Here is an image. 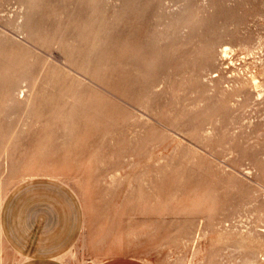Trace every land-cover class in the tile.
<instances>
[{
	"label": "rangeland",
	"instance_id": "rangeland-1",
	"mask_svg": "<svg viewBox=\"0 0 264 264\" xmlns=\"http://www.w3.org/2000/svg\"><path fill=\"white\" fill-rule=\"evenodd\" d=\"M23 1L0 0V199L28 163L66 167L83 207L126 204L117 255L220 264L239 250L264 264V95L233 97L264 64V0H165L166 12L188 3L184 33L166 35L159 0H31L34 34ZM24 78L37 83L35 112L5 156L23 106L7 108L4 87Z\"/></svg>",
	"mask_w": 264,
	"mask_h": 264
},
{
	"label": "crops",
	"instance_id": "crops-1",
	"mask_svg": "<svg viewBox=\"0 0 264 264\" xmlns=\"http://www.w3.org/2000/svg\"><path fill=\"white\" fill-rule=\"evenodd\" d=\"M58 179L33 178L8 193L0 213V228L15 264H91L89 254L86 260L81 259V239L86 231L89 235L82 201L67 184L74 183ZM98 264L149 263L120 254Z\"/></svg>",
	"mask_w": 264,
	"mask_h": 264
},
{
	"label": "bare ground",
	"instance_id": "bare-ground-1",
	"mask_svg": "<svg viewBox=\"0 0 264 264\" xmlns=\"http://www.w3.org/2000/svg\"><path fill=\"white\" fill-rule=\"evenodd\" d=\"M96 1L99 3H107L110 0H96ZM137 1L143 2L142 0H136L135 2ZM30 2L31 0L23 1L24 4H27L26 14L28 17L25 21L24 27L29 31L30 34H34L35 31H34V27L32 23L33 21L32 11L30 10V7L28 6ZM159 3L161 4L163 11L166 12L165 9H168V7L165 5V0H159ZM167 12L166 14L168 15L169 13L168 18L170 21H168L167 25L165 26L164 30L161 31V33H164L165 35L168 34L169 32L184 33L185 28L188 27V3L186 1L182 3L180 10L177 12H168V13ZM96 19L99 20V16H96ZM246 48L249 51L252 50L251 45H246ZM232 51H233V48L230 45L223 46L222 52L225 57L229 56ZM253 68L254 69H252L251 76L249 78H247L246 80H240L238 82V86L233 94V97L240 95L242 92H249L250 87H253L255 90H257L259 96L264 95V64H262L260 67L257 64H255ZM36 88H37V83H34L33 85L27 80V78L17 79L15 81L9 82L7 86L4 87L5 89L4 92L6 95L5 98L7 101V108L14 110L16 109L15 107L17 106V104L23 106V109L21 110L19 122H14L8 127V139L4 146V151L1 152L5 156H8L10 154L11 148L13 144L16 143L17 137L21 136L24 132L28 131L31 126V117L34 114L33 111L35 112L34 108L32 107V102L35 100V97H36ZM250 95L251 94L249 92V96ZM249 98L250 97H247V100ZM231 100H234V98ZM243 104L244 103H241V105ZM90 107H91V111H90L91 113H93V111L97 109V106L95 104L91 105ZM70 127L71 126L67 124L65 126V129L67 131H70ZM204 132L206 131L204 130ZM77 172H79V170H77ZM75 174H76V171H75ZM18 175L19 176L17 179L16 178H13V180L11 179L10 186L5 192L2 193V196L0 199V213H1L2 206L4 204V201L8 193L16 184H18L19 182L27 181L29 179L37 178L39 176L41 177L51 176V177L63 179L66 182L74 183V186H78L77 187V190H79L78 192L81 191L80 190L81 188H79V185L81 183H80V179L78 178L79 177L78 173H77V176H75L73 173L69 172V170L66 169V167L44 168L40 166V162L37 163L36 161L34 163L31 162V163H28V165H25ZM87 181H89V179H87ZM88 199H90L89 194H88ZM83 202H85V200ZM125 205H123L121 202L119 204L116 203L115 206L109 211V215H105L104 213L98 214L95 207L92 208L90 207V205H84L85 214H86L85 228L87 229L88 223L91 222V227H90L91 231H90L89 237L86 234L87 232L86 231L83 234L82 239H81V249H82L81 259L82 260H86L89 254V257L91 258V264H98L101 261L111 256H116L117 254L120 253L119 249L122 246V240H123V236H122L123 228L121 226V221H122L123 215L125 216V213L127 210L124 207ZM198 205L199 204L196 202L193 205L188 206V208L190 209L189 211H191L195 207H198ZM209 233L210 232L207 231L206 229L203 230L201 226L199 227L197 231L198 236L196 237H198V239H200L201 237H207ZM129 234L131 235V237L132 236L136 237V239H139V237H142L143 235L145 237V233H143L142 231H139L137 233L130 232ZM213 234H216V233H213ZM227 237H230L229 234ZM86 238H89L90 240V243L88 244L89 240L87 239V245H86ZM210 239H211V243L214 245L220 242L219 234L213 235V237ZM0 241H1L0 242L1 246L10 250L6 240L4 239L2 235L1 228H0ZM88 246L90 247V250ZM1 251L2 249H0V254H1ZM240 254L241 252L239 250L223 251L221 254L220 261L218 263L223 264L224 261L226 262L228 261L230 262V264H253L254 263L252 260L250 261V259L248 260L240 259V256H239ZM258 254L261 259H264L263 258L264 250H262ZM5 260H6L5 257L3 255L2 256L0 255V264H3ZM210 262L208 260H204L201 264H209ZM15 263H16V260L14 259V264ZM159 264H168V263L164 260V261L159 262Z\"/></svg>",
	"mask_w": 264,
	"mask_h": 264
}]
</instances>
